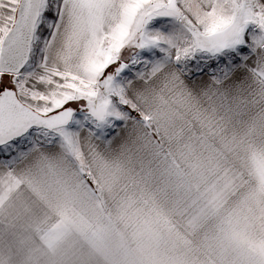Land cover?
Masks as SVG:
<instances>
[{
	"label": "snow or ice",
	"instance_id": "6c2138e0",
	"mask_svg": "<svg viewBox=\"0 0 264 264\" xmlns=\"http://www.w3.org/2000/svg\"><path fill=\"white\" fill-rule=\"evenodd\" d=\"M0 264H264V0H0Z\"/></svg>",
	"mask_w": 264,
	"mask_h": 264
}]
</instances>
